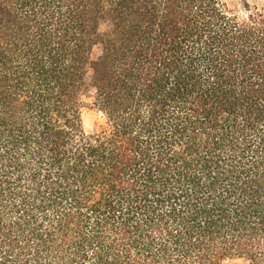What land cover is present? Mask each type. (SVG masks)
<instances>
[{"label": "trees", "instance_id": "obj_1", "mask_svg": "<svg viewBox=\"0 0 264 264\" xmlns=\"http://www.w3.org/2000/svg\"><path fill=\"white\" fill-rule=\"evenodd\" d=\"M228 259L264 264V0H0V264Z\"/></svg>", "mask_w": 264, "mask_h": 264}, {"label": "rangeland", "instance_id": "obj_2", "mask_svg": "<svg viewBox=\"0 0 264 264\" xmlns=\"http://www.w3.org/2000/svg\"><path fill=\"white\" fill-rule=\"evenodd\" d=\"M250 2L260 3L261 0H249ZM231 3L235 9L241 8L242 0H231ZM83 125L87 133H95L105 128V119L103 115L93 107L91 102L89 106L83 111ZM224 264H246L240 259H228Z\"/></svg>", "mask_w": 264, "mask_h": 264}]
</instances>
